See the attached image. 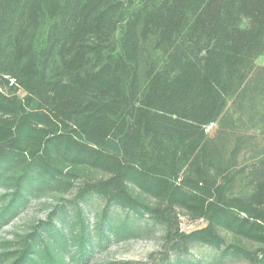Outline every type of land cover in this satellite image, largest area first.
I'll list each match as a JSON object with an SVG mask.
<instances>
[{
	"label": "rangeland",
	"instance_id": "1",
	"mask_svg": "<svg viewBox=\"0 0 264 264\" xmlns=\"http://www.w3.org/2000/svg\"><path fill=\"white\" fill-rule=\"evenodd\" d=\"M32 1L0 0V264H264V230H243L218 215L231 198L248 197L264 180V36L224 74L222 110L192 148L165 139L155 156V143L146 138L148 155L125 156L112 133L103 149L119 155L121 167L55 145L61 133L79 138L80 119L66 127L49 123L38 99L15 79L18 41L32 46L40 70L59 76L52 49L58 26L69 7L84 0H36L38 19L29 25ZM154 4L104 0L105 47L118 50L125 36L137 38ZM137 60L134 85L142 94L147 71L161 69L164 57L148 41ZM207 76L203 71L201 80ZM127 163L152 169L166 186L126 173ZM178 185L198 197L181 195ZM205 229L215 244L194 236Z\"/></svg>",
	"mask_w": 264,
	"mask_h": 264
},
{
	"label": "trees",
	"instance_id": "2",
	"mask_svg": "<svg viewBox=\"0 0 264 264\" xmlns=\"http://www.w3.org/2000/svg\"><path fill=\"white\" fill-rule=\"evenodd\" d=\"M103 1H76L69 7L52 48L59 76L49 77L45 66L38 68L31 45L16 44L14 77L38 99L45 120L66 127L80 119L81 138L61 133L52 142L121 167L119 155L103 149L112 133L120 137L125 156L148 155L146 138L154 141L155 156H161L165 139L192 148L202 138L201 128L222 110L218 86L224 74L240 66L264 36V0H155L141 19L137 38L125 36L118 50L107 49L101 37L107 18V10L100 9ZM38 7L36 0L29 4V25L37 21ZM148 41L164 65L147 71V86L139 94L134 85L137 59L141 43ZM203 71L208 76L201 80ZM26 123L31 129V122ZM127 164L126 173L166 186V179L152 169ZM115 180L122 186L120 175ZM176 191L198 197L183 185ZM218 215L243 230H264V180L248 197L231 198ZM194 236L209 245L217 242L211 229Z\"/></svg>",
	"mask_w": 264,
	"mask_h": 264
}]
</instances>
